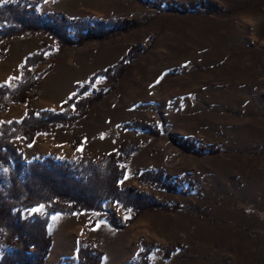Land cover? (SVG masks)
I'll return each instance as SVG.
<instances>
[{"label": "rangeland", "instance_id": "rangeland-1", "mask_svg": "<svg viewBox=\"0 0 264 264\" xmlns=\"http://www.w3.org/2000/svg\"><path fill=\"white\" fill-rule=\"evenodd\" d=\"M36 7L70 18H133L137 25L62 46L44 32L1 40L6 47L0 84H16L25 54L46 51L32 66L42 75L27 101L10 102L0 110V121L20 117L27 105L60 109L95 70L112 65L135 44L144 49L114 85L98 73L78 93L104 92L72 124H52L31 142L14 138L24 161L46 154L98 159L126 139L134 150L122 163L120 186L180 205L135 213L107 200L103 211L54 212L42 264L60 258L76 264L80 238L103 252L100 264H125L143 250L148 252L138 264L144 258L146 264H264V0H41ZM135 119L156 125L159 133L131 126ZM186 137L195 138L197 148L213 144L219 150L192 151ZM160 168L166 181L180 182L177 189L141 180V171ZM45 211L38 204L21 214ZM109 211L123 227L110 224ZM151 243L176 249L166 256Z\"/></svg>", "mask_w": 264, "mask_h": 264}, {"label": "trees", "instance_id": "trees-1", "mask_svg": "<svg viewBox=\"0 0 264 264\" xmlns=\"http://www.w3.org/2000/svg\"><path fill=\"white\" fill-rule=\"evenodd\" d=\"M41 0H8L0 3V41L26 32H44L61 46L82 43L86 40L106 38L126 31L137 25L133 18L107 17L89 19L70 18L61 12L40 13L37 4ZM72 29V30H71ZM6 44L0 47V58L5 54ZM135 44L118 61L105 69L95 70L88 80L77 84V92L67 96L60 109L34 108L27 105L18 118L0 121V264H42L52 243L49 221L52 213L61 211L73 213L83 210H106L104 202L118 201L124 207H132L135 213L145 209L179 207L168 201L155 200L150 194L133 187L122 188L120 180L124 176L122 163L131 155L134 145L124 139L117 151L93 156H79L56 160L50 155L24 161L21 150L14 138L23 135L28 142L39 132H47L52 124L70 125L84 115L88 106L104 92L78 97V93L89 87L98 73L105 74L113 85L121 72L143 50ZM46 47L24 55L19 65V79L13 86L0 84V110L10 102H25L42 72L35 73L32 66L44 60ZM131 126L159 133L156 125L143 119H135ZM184 143L195 152L205 154L219 150L218 146L205 144L197 148L196 139L186 137ZM141 180L157 187L177 189L178 181H166L164 170H144ZM185 179L193 184V179ZM44 204V214L35 213L24 217L21 210ZM108 220L115 227H123L108 212ZM169 256L175 245H157ZM76 264H100L103 252L92 242L80 238L75 250ZM147 250L140 251L138 257L125 264H138ZM144 258L143 264L147 263ZM56 264H66L60 258Z\"/></svg>", "mask_w": 264, "mask_h": 264}, {"label": "snow or ice", "instance_id": "snow-or-ice-1", "mask_svg": "<svg viewBox=\"0 0 264 264\" xmlns=\"http://www.w3.org/2000/svg\"><path fill=\"white\" fill-rule=\"evenodd\" d=\"M43 206H41V209H38V210H42ZM33 211H37V210H33Z\"/></svg>", "mask_w": 264, "mask_h": 264}]
</instances>
